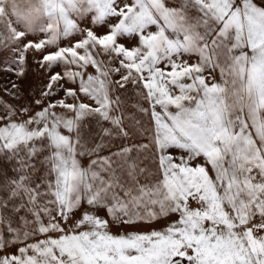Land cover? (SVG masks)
<instances>
[{"label": "snow or ice", "instance_id": "1", "mask_svg": "<svg viewBox=\"0 0 264 264\" xmlns=\"http://www.w3.org/2000/svg\"><path fill=\"white\" fill-rule=\"evenodd\" d=\"M0 264H264V0H0Z\"/></svg>", "mask_w": 264, "mask_h": 264}, {"label": "rangeland", "instance_id": "2", "mask_svg": "<svg viewBox=\"0 0 264 264\" xmlns=\"http://www.w3.org/2000/svg\"><path fill=\"white\" fill-rule=\"evenodd\" d=\"M11 75L10 74H5L0 72V83H3L6 79H11Z\"/></svg>", "mask_w": 264, "mask_h": 264}]
</instances>
